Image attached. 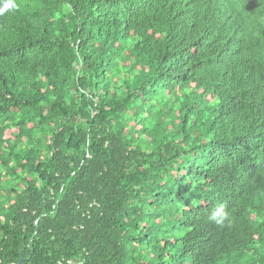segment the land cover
<instances>
[{
    "label": "trees",
    "instance_id": "16d2710c",
    "mask_svg": "<svg viewBox=\"0 0 264 264\" xmlns=\"http://www.w3.org/2000/svg\"><path fill=\"white\" fill-rule=\"evenodd\" d=\"M261 15L0 0V264H264Z\"/></svg>",
    "mask_w": 264,
    "mask_h": 264
},
{
    "label": "clouds",
    "instance_id": "9594fccd",
    "mask_svg": "<svg viewBox=\"0 0 264 264\" xmlns=\"http://www.w3.org/2000/svg\"><path fill=\"white\" fill-rule=\"evenodd\" d=\"M7 8H11L13 7V5L11 4H8L6 5ZM263 18V21H264V16L261 15V19ZM260 19V20H261ZM209 219L218 224V225H224L226 221L230 222L229 220V213L225 210L224 206L223 205H219L217 206L213 212L211 213Z\"/></svg>",
    "mask_w": 264,
    "mask_h": 264
},
{
    "label": "built area",
    "instance_id": "2783aa9c",
    "mask_svg": "<svg viewBox=\"0 0 264 264\" xmlns=\"http://www.w3.org/2000/svg\"><path fill=\"white\" fill-rule=\"evenodd\" d=\"M66 262H67V264H82L81 262H77V263H75V262L72 261V260H67ZM59 264H64V261H60Z\"/></svg>",
    "mask_w": 264,
    "mask_h": 264
},
{
    "label": "water",
    "instance_id": "95a60500",
    "mask_svg": "<svg viewBox=\"0 0 264 264\" xmlns=\"http://www.w3.org/2000/svg\"><path fill=\"white\" fill-rule=\"evenodd\" d=\"M18 264H23V259H21Z\"/></svg>",
    "mask_w": 264,
    "mask_h": 264
}]
</instances>
